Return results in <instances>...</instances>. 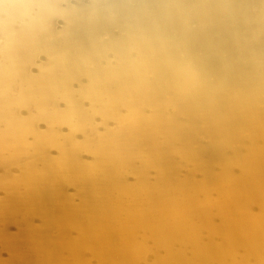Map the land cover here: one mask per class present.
Returning <instances> with one entry per match:
<instances>
[{"label": "bare ground", "instance_id": "bare-ground-1", "mask_svg": "<svg viewBox=\"0 0 264 264\" xmlns=\"http://www.w3.org/2000/svg\"><path fill=\"white\" fill-rule=\"evenodd\" d=\"M0 264H264V0H0Z\"/></svg>", "mask_w": 264, "mask_h": 264}]
</instances>
